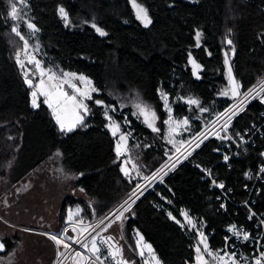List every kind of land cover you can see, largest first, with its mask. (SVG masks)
<instances>
[{
  "label": "trees",
  "instance_id": "obj_1",
  "mask_svg": "<svg viewBox=\"0 0 264 264\" xmlns=\"http://www.w3.org/2000/svg\"><path fill=\"white\" fill-rule=\"evenodd\" d=\"M137 1L152 20L147 28L135 18L128 0H26L28 20L39 31L31 36L23 23L20 31L31 42L44 68L91 79L99 91L93 97L103 98L121 132L131 134L128 147L141 148L136 152V164L142 174L149 175L166 159L164 146L153 141L152 133L131 109L119 107L108 93H138L139 99L150 103L161 118L167 113L159 92L169 100L176 96L196 97L201 108L207 109L202 117L210 119L217 115L233 100L220 95L228 87L223 49L229 54L242 93L264 75V0ZM13 3L15 0H0V176L17 156L20 137L37 126L43 136L34 141L24 138L17 166L24 163L23 170L33 169L53 151L59 152L61 162L73 177V185L82 189L86 199L67 195L61 200L58 228L65 224L68 213L77 208L80 213L73 217L74 221H93L126 197L138 185L139 178L126 177L120 170L122 157L117 160L116 137L105 127L108 122L104 119V107L94 105V112L85 118L87 126L77 127L67 135L59 131L44 98L39 99V107H31L32 88L25 84L16 63L14 40L20 42L12 36L14 22L8 15ZM60 7L68 14L69 26L59 17ZM91 15L106 36L101 37L91 24L79 23ZM197 32L201 33L199 47ZM228 39L231 45L226 43ZM190 54L200 65L199 78L193 75ZM173 111L176 115H188L187 105L181 102L173 105ZM261 111L264 106L253 102L232 121L229 134L236 136L258 123ZM192 116L193 112L189 114ZM191 124L189 132L182 135L185 142L203 127L198 120L192 119ZM254 143L247 147V154L222 163L219 151L224 141L211 139L148 189L125 219L124 232L131 248L139 232L161 264H193L197 230L207 236L210 249L216 251L225 226L234 221L248 226L242 202L248 199L254 209L264 206V183L257 184V194L255 188L251 190L254 178L248 181L245 176L247 170H256L259 152L264 149V139L257 136ZM199 167L211 168L216 179L225 185L223 191L229 201L225 207L220 205L221 192L209 187ZM181 210L188 213L196 228L185 223ZM109 234L116 242V232ZM20 235L28 236L34 256L41 255L47 264L52 253L47 248L48 240L21 229L4 239L6 246L0 256L15 248V239L22 240Z\"/></svg>",
  "mask_w": 264,
  "mask_h": 264
},
{
  "label": "snow or ice",
  "instance_id": "obj_2",
  "mask_svg": "<svg viewBox=\"0 0 264 264\" xmlns=\"http://www.w3.org/2000/svg\"><path fill=\"white\" fill-rule=\"evenodd\" d=\"M131 3L136 19L140 21L145 28H147L151 23L152 20L148 15L147 9L139 4L137 0H129ZM16 3H19L21 5V9H18L16 7ZM27 7L26 0H16L15 3L12 4L11 10L9 12V18L14 22L13 26L11 28L12 33L19 38L20 41L23 42L22 49H18L16 51V63L17 65L23 70L22 74L25 77V84L32 88L33 91L31 92L32 97V107L37 108L39 107V104L37 102V98L42 96L44 97V104L48 106V108L51 110V114L58 125V129L61 133L67 135L70 132H73L77 127L80 126H87L85 124V118L90 114V108L85 103L86 100H91L92 95L91 93L96 92L97 89L95 87H92L91 80L87 79L83 75H77L75 73L70 72H63L61 75H57L55 72H53L51 69H45L42 66V62L36 58L35 55L32 54V52L29 51L30 45L28 39L25 38V35L22 34L20 31L21 23L25 24L27 29L32 33L33 35L39 31V29L35 26L34 23H32L30 20L25 19L26 13H23L22 9ZM58 14L60 17L64 20L65 25L67 26L68 21V14L65 12L63 7H60L58 9ZM92 27L95 28L96 32L101 36H106L107 33L102 30L100 27L95 25L93 23ZM200 36L201 33H196V46H200ZM228 45L232 44V41L228 39L226 41ZM38 49V45H37ZM234 53V49L232 50ZM23 54L24 59L21 58ZM189 63L192 65L193 69V75L198 76V71L200 70V65L196 63V61L192 58L191 54L189 55ZM26 64L33 65L35 68V72L32 74L34 77L35 75L39 76V82L33 83V78H30V72L29 69L26 68ZM224 65L226 70V78L228 81V87L224 89L220 95L228 97L230 99H237L241 96H243V99L239 101L238 104L235 106H230V108L226 109L224 113H220L217 117V120L221 117L226 116V120L224 124L221 126V130H223L225 133H227V129L230 126L232 118L238 114V111H243V108L241 107L242 104H244L246 101L250 102L249 98L251 100L259 99L260 103L264 104V80L260 81L257 85L253 86L252 88L248 89L246 92H241V84L234 78L233 71H232V65L230 63L229 54L228 52H225L224 54ZM73 80H79L83 87H78L76 84H73L71 81ZM68 85L69 88L72 89L73 94H69L66 91H64V85ZM161 99L164 102V107L167 110L169 114L168 120L164 121L165 124L169 125V135L175 129L181 128V127H187L188 120L184 119L182 121H176L173 120L171 115V106L168 102V96L161 92ZM95 103L98 106L104 107V119L108 122L105 127L108 128L112 136L115 138L118 135V139L116 140V146H115V152L117 160H120L122 156L127 155V148H128V137L131 135L130 133H124L121 132V126L113 119L112 116L109 115L108 107L103 104V101L96 100ZM189 105H197L199 106V101L195 99H188L186 101ZM136 108L138 109V115L143 117V123L150 128L153 132H158L159 129L155 125V121L157 119L155 111L150 109L147 106L142 105H136ZM112 111H115L113 108ZM201 112L207 111V109L201 108ZM136 114V113H134ZM125 123H127V119H125ZM175 125V129L171 126ZM211 134V130H208L207 132L201 133L199 136V139L197 137H193V141H196L195 147L199 148L200 144L204 142V140L208 139V136ZM239 135V133H237ZM215 136L217 139H231V136H228L225 134L223 137L220 135V131L215 132ZM169 143H174L172 139L168 140ZM189 146H191L192 141L188 142ZM245 143L243 139H241V144ZM239 146V145H238ZM195 149H193L194 151ZM177 152L180 151L179 148L176 149ZM57 155H60L59 152H57ZM188 155H191V152H188ZM262 156H264V153H261ZM186 158V157H185ZM171 159V157H169ZM229 160V157L227 155L224 156V161L227 162ZM127 163H131V160L124 161L121 166L120 170L121 172L128 177L130 175L129 170L124 166ZM175 163L172 164V168H175ZM133 171L136 170L135 166H133ZM202 171L205 172V175L209 178H212V173L210 169H202ZM260 172L264 173V166L260 168ZM137 175L139 173L137 172ZM246 178H250V175L248 173H245ZM144 179H155V175L151 178L143 177ZM212 183L215 187L224 189L225 185L221 183H217L215 179H212ZM140 185H137V188H140ZM131 198V197H130ZM139 197H137L138 199ZM135 203V201H133ZM125 204L128 205L127 208H124V211H129L131 209V204H128V201H125ZM123 207V205L121 206ZM221 207H224L222 204ZM249 212L251 213V209H249ZM80 213V209L77 208L75 212L70 211L68 213V217L65 221L66 224H70L71 228L70 231L72 233H75V236L67 237L65 233L69 231L68 228H65L64 231L60 234L56 235H48V239L52 240L54 244L57 246V248L63 247V249L68 250L70 248L69 243L65 242L66 240H71L72 244L79 245L84 249L85 252L89 254V257H85L82 255L80 251L74 252V258H79L80 264H85V261L89 258H94L93 264H106V259L102 258V248L101 246H105L107 249V257L110 258L113 262V264H131L130 261L123 258V253L121 247L118 246L117 242L114 241V238L111 235L108 236H100L99 233L97 235L92 236L89 232V225L84 224L83 220L74 221L73 217L78 216ZM112 215L115 216V219L112 220L109 224L106 225V227L103 229V231L107 232L108 228L112 227L113 223H116L117 221H122L124 218V213L119 212V214L113 213ZM181 215L184 217V221L187 225H189L191 228H196V224L193 222V220L189 217L188 213L184 210H181ZM255 215V213H251L249 216V219H252V217ZM170 218L174 219V217L169 214ZM107 218V217H106ZM104 221L101 220L100 223H103ZM177 223H180L177 221ZM264 223V222H262ZM99 225L93 226L92 231H95V227H98ZM181 227H184V224H181ZM228 232L232 233L234 236L237 237V239H240L242 237L243 241H248L250 239V234L245 232L242 228H237L235 224L231 225L228 228ZM87 234V235H86ZM197 236H198V243L197 246L194 248V251L196 253L195 260L196 264H209V261L205 258V255L208 257H211L213 261L216 262V264H239V262L236 259V252H229L227 250V247L223 250V255H221L220 251H213L210 249L208 244V238L207 236L202 232L197 230ZM138 239L136 241V246L138 249V254L141 258L145 256V252L148 253L149 259L144 261V264H149V261H155V264H159V260L156 257L151 245L144 242L143 237L140 235L139 232L136 233ZM91 236L89 239L88 237ZM99 238V242H97V237ZM229 238H225V244L227 246ZM257 244H260V241H256ZM202 246V247H201ZM261 247H264V245H261ZM4 250V245L0 244V251ZM259 252L258 256H254L252 258L251 264H264V251H261L259 248L257 249ZM64 253L58 252V258L60 256H63ZM241 259H244V257H241Z\"/></svg>",
  "mask_w": 264,
  "mask_h": 264
},
{
  "label": "rangeland",
  "instance_id": "obj_3",
  "mask_svg": "<svg viewBox=\"0 0 264 264\" xmlns=\"http://www.w3.org/2000/svg\"><path fill=\"white\" fill-rule=\"evenodd\" d=\"M15 2H16V0H15ZM130 6H131V8L133 10V14L135 16V12H134V9H133L131 3H130ZM16 7L18 9H21V5L19 3H16ZM22 11H23V13H26L24 8L22 9ZM59 17H60V15H59ZM28 18L29 17L26 13L25 19L28 20ZM135 18H136V16H135ZM61 20L65 24V22L62 18H61ZM68 21H69V19H68ZM79 23L80 24L88 23L91 25H93V23H94L95 25H97L95 22L94 16H92V15L90 16V19H88V20L83 19V18L80 19ZM69 25H70V21L68 23V26ZM141 25L143 26L142 23H141ZM30 35L33 36L32 33ZM12 36H14L16 38V36L14 34ZM19 42L20 43H17L14 40L16 51L18 49H22V47H23V42L20 40H19ZM29 45H30L29 51L32 52V54L35 55L37 59H39L37 57V54L33 52V48L31 46L30 41H29ZM21 58L24 59L23 54H22ZM26 68L29 69L30 78H33V82L38 83L39 79H40L39 76L38 75H35L34 77L32 76V74L35 72L34 66L30 65V64H26ZM19 69L21 70V72L23 71L20 67H19ZM45 69H51V68H45ZM51 70L53 72H55L58 76L61 75L63 72H68V71H59L56 69H51ZM70 73H74V72H70ZM75 74L82 75V74H78V73H75ZM198 74H200V70L198 71ZM22 76H23V74H22ZM84 77H86V76H84ZM86 78L89 79L88 77H86ZM89 80H91V79H89ZM71 82L73 84H76L78 87H83V85L81 84V82L79 80H73ZM92 87H95L93 83H92ZM32 91H33V89H32ZM64 91H66L69 94H73L72 89L69 88L68 85H66V84L64 85ZM160 93L161 92H159L158 94L161 97ZM95 94H99L98 89L96 92L91 93V95H92L91 100L85 101V103L90 108V114H92L95 110L94 105L98 106L95 103L96 100L103 101V104L105 105V102H104L105 100L103 98H94L93 97ZM108 94H109V96L113 97L117 101V104L119 107L129 108L132 110L133 114L136 113L134 115L142 123H143V117L138 115V109L136 108V105H138V104L142 105V106L149 107L150 109L155 111L156 116H157V119L155 121V125L159 129L158 132H153L144 123L143 124L152 133V135L150 137L153 139V141L160 142L163 144L164 154L166 156V159L159 166H157L152 173H150L149 175H144L138 169V166L136 164V159L139 158V155L136 152L141 151V148H134V147L130 148V147H128L127 148V155L122 156V163L126 160H131V163H127L124 166L129 170V173H130L129 176H134V177L138 176V178H139V181L137 183L138 185H141L143 183L141 181V177H143V175L147 177V176H150L151 174H153L158 168H161V167L164 168L166 166L165 165L166 162L170 160L169 157L173 158V156H175L177 154L176 149L177 148L181 149L185 144H187V142H189L191 140V138H190L188 141L185 142L182 138V135H183V133L189 132V128L192 127V124H191L192 119L200 121L202 126L205 127L207 125V122L216 116V115H214L210 119H206V118L202 117V115L206 111H204V112L200 111L201 102L196 97H193V96H187V97L176 96L171 100L168 99L169 105L171 106V110H172L171 115H172L173 120L182 121L184 119H187L189 122L187 127H181L178 129H175V125H172L171 127L174 128L175 131H173L171 133V135H169V125L164 123V121L168 120V118H169V114H168L167 110L165 109V107H164V109H165L167 114L165 115V117L161 118L159 113L156 111V109L150 103L144 102V101L139 99L138 93L132 92V93H127V95H124L122 93H108ZM40 98H44V97H42V96L38 97L37 102H39ZM188 99L198 100L199 106L189 105L188 103H186V101ZM162 102H163V100H162ZM177 102H181V103H184L187 105V107H188V115L187 116H180V115L174 114L173 105ZM30 105L32 107L31 93H30ZM262 105L264 106V104H262ZM99 107H101V106H99ZM191 112H193L195 114V116H192V118L189 117V114H191ZM38 128L39 127L35 126L34 128L28 130V132L26 134L24 133L22 138L20 137L19 146L16 148L17 149V151H16L17 156L9 161L8 170H6V173L4 175L0 176V244H3L4 249H5L6 244H5L4 239L13 236V231L17 230V229H21V230L29 232V233L41 235L42 237H44V238H42L43 240H45V241L48 240L47 248L49 250H52V253L50 254V259L47 263V264H52L54 258L56 256H58V252L63 253V251L65 249H63V247L57 248V246L54 244V242L52 240L48 239V236L45 235L44 233L49 232V233H52L53 235L59 234V232L57 231L59 229L58 228L59 225L57 222V212H58L59 204L65 196L70 195V196L75 197V198H84V199H86V197H85L81 188L75 187L73 185V177L70 174V172L65 168L63 163L61 162L59 155H57V151H53L47 157V159L45 161H43L42 163H40L36 168H33V169L29 168L27 170H23L24 163H21L19 166H17L18 165L17 164L18 151L20 150L21 142L24 141V138H26V140H29V141H34V139L37 140L43 136V134L39 132L40 130H38ZM232 137L237 138L238 135L232 136ZM117 139H118V135L116 137V140ZM169 139H172L174 141V143H169L168 142ZM213 139H215V138H213ZM144 145L146 147L149 146L148 143H144ZM186 153L180 157L181 160L184 159L186 156L189 157V155ZM181 160L176 161V163L180 162ZM133 166H135V168H136L135 171L132 170ZM173 169L174 168H172L170 170V172ZM137 172L139 173V175H137ZM151 187L152 186L150 185L148 188H151ZM136 188H137V186L133 190H135ZM140 193H143V192H140ZM141 196H139V198ZM112 208H110L109 210H111ZM129 211H127V213L125 214V217L123 219L121 227L118 228L116 225H112V227H110L107 230L106 235H108L110 233V231L116 232V234H117V241L116 242L121 247L122 252L124 250L123 254L128 257L131 264H144V261L149 259L148 253L145 252V256L143 258H141L140 255L138 254V249L136 246V241H137L138 237L136 236L133 240V244H132V247L134 249L133 250L131 248L130 244L128 243L129 241L127 240L125 232H124L125 219H126L127 214L129 213ZM93 221L86 222V223L84 222V224H89ZM63 226H61L60 229ZM112 229H114V230H112ZM118 229H120V230H118ZM42 232H44V233H42ZM70 234H71V236H75V234L72 232H70ZM20 237L22 238L21 241L17 240V239H15V241H14L16 243L14 246L15 248H13L6 255L0 256V264H32V263L35 264V261H37V259H38V264H46L41 255L38 256V258H37V256L36 255L34 256V253H32V251L30 250L31 244H30V240H29L28 236L25 237L23 235H20ZM198 239L199 238L197 236L196 246L198 243ZM144 242L149 244L145 240H144ZM135 252L138 254V257L135 255L136 254ZM205 258L209 261V258L207 255H205ZM149 264H155V261L150 260ZM159 264H161L160 261H159ZM193 264H196V260L194 261ZM209 264H211L210 261H209Z\"/></svg>",
  "mask_w": 264,
  "mask_h": 264
},
{
  "label": "built area",
  "instance_id": "obj_4",
  "mask_svg": "<svg viewBox=\"0 0 264 264\" xmlns=\"http://www.w3.org/2000/svg\"><path fill=\"white\" fill-rule=\"evenodd\" d=\"M264 80V75L262 77H260L251 87H249L248 89L252 88L253 86L257 85L260 81ZM247 89V90H248ZM246 90V91H247ZM245 91V92H246ZM262 95H264V93H262ZM243 99V96L237 98V99H233L231 101V103L220 113H224L226 109L230 108V106H235L236 104L239 103L240 100ZM250 102H245L244 104L241 105V107L243 108V111H238V114L235 115L232 121L239 116L241 113H243L253 102L258 101L259 99H255V100H251V98H249ZM218 113L215 117H213L208 123L207 125L204 127H202L198 133H196V135L194 137H197V139H199V136L201 133L207 132L208 130H211V134L208 136V139L204 140V142L202 144H200V147L202 145H204L206 142H208L209 140L216 138L215 136V132L216 131H220V135L223 137L225 134H227L228 136H231V139H223L224 144L221 146L219 154L222 156V163H228L230 161L231 158H238L240 156V154H247V147L249 145L255 144L254 143V137L256 135H258L259 138L264 139V122L258 123V125H253L251 128H245L243 130V132L239 133L237 138H233L232 135L229 134L228 129H227V133H225L223 130H221V126L224 124L225 120H226V116L221 117L219 119V121L217 120L218 115L220 114ZM261 119H263L264 121V111L260 114ZM230 123V124H231ZM260 129V134H258L257 130ZM241 139H243V141H245V143L241 144ZM192 143L191 146H189V143L187 142V144H185L180 150L188 148L187 153L191 152V154L193 152H195L196 150H198L199 148L195 147V143L196 141H193V137L191 138ZM189 141V142H190ZM239 145V146H238ZM193 149H195L193 151ZM180 152V151H179ZM178 153V152H177ZM261 153H264V150L259 152V158L260 161L258 162V165L256 167L255 171H250L247 170L246 173H248L250 175V178H247L248 181L253 180V184L251 185V190H253L254 188L256 189V193L259 194L260 188L257 184H262L264 183V173L260 172V168L262 166H264V156L261 155ZM227 155L229 157V160L227 162L224 161V156ZM190 156V155H189ZM185 157V156H184ZM188 156H186L187 158ZM185 159V158H184ZM184 159H180V158H175V156H173V158H171L169 161L166 162V166L163 168H158L153 174H151L150 176H147L148 178H151L155 175V179H144L143 176L141 177V181L142 182H146V181H154L156 183H159L163 177H165L170 170L172 169V164L175 163V165L179 164L180 162H182ZM180 162L176 163V161ZM202 169H210L208 167H199V170L202 172L203 174V179L204 180H208L209 182V187L211 189H218L221 192V197H222V202L220 205H224L225 207V202L228 201V197L225 191H223V189L215 187L212 183V179H215V181L217 183H221L222 181H218L216 179V177L213 175V171L211 170L212 173V178H209L208 176L205 175V172L202 171ZM223 183V182H222ZM246 190V189H245ZM131 197V198H130ZM137 194L136 193H131L129 194L127 197H125L124 199H122L120 202H118L109 212L101 215L100 217H98V219L96 220L95 223H93L92 225H89V232L91 233L92 236L97 235V233L100 234V236H105L106 237V232L103 231V229L106 227L107 224H109L112 220L115 219V216L112 215L113 213L115 214H119V212H123L124 213V217L125 214L127 213V211H124V208H127L128 205L125 204V201H128V204H131V207L134 205L133 201L136 200ZM229 202V201H228ZM123 205V207H121ZM242 206L245 207L246 209V214H245V222L248 224H251L252 227L251 228H245L244 224L242 223H237V222H232L231 224L225 226L223 228V236H222V242L219 245V247L217 248L216 251H220L221 255H223V250L227 247V250L229 252H233V248L235 247V249H239L242 245L247 244L248 241H243L242 237L240 239H237L236 242H231V238L234 236L232 233L228 232V228L235 224L238 228V225L241 226V228L250 234V239L252 238H263L264 237V206L261 208L259 207L258 209H254L252 206L249 205L248 203V199L244 200L242 202ZM249 209H251V213H255V215L252 217V219H249V216L251 215V213L249 212ZM107 217V218H106ZM124 219V218H123ZM103 220V223H100V221ZM122 221H117L116 223H113L112 225H116L118 228L121 227ZM99 225L98 227H95V231H92V227ZM65 228H68L69 231L67 233H65V235L67 237H71L70 234V224H65L61 229H58L57 231L60 233H62L64 231ZM109 229V228H108ZM120 230V229H118ZM76 235V234H75ZM87 235V234H86ZM228 237V243L227 246L225 244V238ZM236 237V236H235ZM89 239L91 238V236L88 237ZM99 236L97 237V242H99ZM237 238V237H236ZM197 237H195V241H196ZM67 242V240H66ZM70 248L68 250H64L63 256H60L58 258V256H56L52 262V264H69V261L74 257V252L75 251H80L82 253L83 256L85 257H89V254L87 252L84 251V249L82 247H80L79 245H75V244H69ZM102 248V258L106 259V264H113L112 260L110 258L107 257V249L105 246H101ZM123 258L128 260V257L123 255ZM209 261L211 264H216L215 261L212 260L211 257H208ZM236 259L239 262V264H251V262H247L243 259H241V257H239L238 255H236ZM94 262V258H89L88 260L85 261V264H93Z\"/></svg>",
  "mask_w": 264,
  "mask_h": 264
},
{
  "label": "bare ground",
  "instance_id": "obj_5",
  "mask_svg": "<svg viewBox=\"0 0 264 264\" xmlns=\"http://www.w3.org/2000/svg\"><path fill=\"white\" fill-rule=\"evenodd\" d=\"M253 104V103H252ZM262 112V111H261ZM260 115V114H259ZM259 115H258V118H259ZM261 122H264L263 119H260L258 121V123H261ZM258 123H253L250 127L248 128H251L253 125H258ZM258 134H260V129L257 130ZM258 135H256L254 137V140L255 138L257 137ZM259 138V137H258ZM261 139V138H260ZM253 140V141H254ZM188 148H185V149H182L180 150V152H178L176 155H175V158H180L183 154H185L187 152ZM264 150V149H263ZM262 151V150H260ZM154 184H156V182L154 181H146V182H143L140 186V188H136L135 190H133L131 193H136L137 194V197L141 196L143 193H145L148 189L150 185L153 186ZM148 188V189H147ZM152 188V187H151ZM146 189V190H145ZM140 192H143V193H140ZM137 197H136V200H137ZM135 200V201H136ZM110 211V210H109ZM108 211V212H109ZM107 213V212H106ZM98 219V218H97ZM95 219L93 222L89 223V224H86V225H92L93 223L96 222ZM245 228H251L252 225L249 224L248 226H244ZM70 228H71V225H70ZM241 228V226H238V229ZM71 232V231H70ZM44 233V232H42ZM45 235H53L52 233H44ZM75 234V233H74ZM107 236V235H106ZM237 241V238L235 236H233L231 238V242H236ZM256 241H260V244H257ZM67 243L71 244V241L70 240H67ZM261 245H264V237L263 238H252V239H249L248 243L247 244H244L242 245L238 250L235 249V247L233 248L234 252H236V254L239 256V257H244L243 260L247 261V262H251L252 261V258L254 256H258L259 255V252L257 251V249L259 248L261 251H264V247H261ZM69 264H80L79 262V258H72L70 261H69Z\"/></svg>",
  "mask_w": 264,
  "mask_h": 264
},
{
  "label": "water",
  "instance_id": "obj_6",
  "mask_svg": "<svg viewBox=\"0 0 264 264\" xmlns=\"http://www.w3.org/2000/svg\"><path fill=\"white\" fill-rule=\"evenodd\" d=\"M222 52H223V63H224V54H225L226 50L223 49ZM191 66H192V65H191ZM224 67H225V65H224ZM232 71H233V69H232ZM233 76H234V78H235L234 72H233ZM235 79H236V78H235Z\"/></svg>",
  "mask_w": 264,
  "mask_h": 264
},
{
  "label": "crops",
  "instance_id": "obj_7",
  "mask_svg": "<svg viewBox=\"0 0 264 264\" xmlns=\"http://www.w3.org/2000/svg\"><path fill=\"white\" fill-rule=\"evenodd\" d=\"M135 253H136V252H135ZM135 255L138 257V254H137V253H136Z\"/></svg>",
  "mask_w": 264,
  "mask_h": 264
}]
</instances>
